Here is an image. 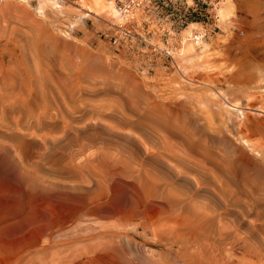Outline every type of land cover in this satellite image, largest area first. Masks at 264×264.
Listing matches in <instances>:
<instances>
[{"label":"rangeland","instance_id":"obj_1","mask_svg":"<svg viewBox=\"0 0 264 264\" xmlns=\"http://www.w3.org/2000/svg\"><path fill=\"white\" fill-rule=\"evenodd\" d=\"M117 2L2 0L0 264H183L156 192L186 168L264 217V0H221L215 30Z\"/></svg>","mask_w":264,"mask_h":264},{"label":"bare ground","instance_id":"obj_2","mask_svg":"<svg viewBox=\"0 0 264 264\" xmlns=\"http://www.w3.org/2000/svg\"><path fill=\"white\" fill-rule=\"evenodd\" d=\"M224 12L225 10L221 9V7L217 9L219 19L222 20L224 16ZM191 25L194 26V23L190 24L186 28H189ZM184 29L185 28L181 30V34L184 31ZM181 34L180 36H181V44H182L183 41ZM85 165L87 166V164ZM176 173H178L179 178L182 177L181 179L183 181L184 179L193 181L194 184L193 190H190L189 188L188 189L183 188V190L172 188V191L171 192L169 191L170 194H168L169 192L167 193L168 195H166L164 191L160 192L159 195L156 192V198L160 197L161 200L159 201H161V204L159 202L160 205L158 206V210L159 212H161L162 215H164L162 216V218L165 217L167 219V221H165L166 223L164 222L166 224V227L164 226V224H162V226L165 228V232L167 231L166 234L168 236L171 235L172 238L171 240L174 243H176V245H178L180 254L182 256V261H183L182 263L183 264H257L255 263V260L253 261L254 258L253 259L251 258L258 255L261 256V252H262V248L257 238V232L260 231L258 224L260 225L262 223V220L264 219L261 209L262 204L260 205L259 198H257L253 204L242 205L240 202H235V200L232 197H229L230 195L225 194V179L223 178L222 175L218 173H212L208 171L194 172L190 170V168H186L185 170H179V172ZM211 177H214V179L218 184L216 186H213L214 194L210 192V188H209L213 182ZM255 210H256V218L252 219L250 218V214ZM49 223L51 222L50 221L47 222L45 228H47ZM53 223L54 222H52V225ZM158 225L155 230L161 231L164 229V228L163 229L160 228L161 230L157 229ZM54 230L56 229H53V231ZM161 234H163V231ZM166 238L168 239V237ZM43 247L45 246L43 245L41 248ZM81 251L80 252L78 251L79 252L78 254H80ZM91 251L89 248L88 252ZM98 251H100V249ZM61 252L63 253V251ZM61 252L59 254H61ZM85 252L84 255L82 256L86 255ZM69 256L71 255L69 254ZM59 258H61V256ZM59 258L56 259H58V261H60L62 264L63 260H65L67 257H65V259H63L62 261ZM71 259L72 258H70L69 260ZM43 260L45 259H43L42 256V261ZM47 260L50 262V259ZM72 261H70L69 264H71ZM65 263L68 262L66 261Z\"/></svg>","mask_w":264,"mask_h":264},{"label":"built area","instance_id":"obj_3","mask_svg":"<svg viewBox=\"0 0 264 264\" xmlns=\"http://www.w3.org/2000/svg\"><path fill=\"white\" fill-rule=\"evenodd\" d=\"M62 0H58L61 2ZM221 0H118L116 10L122 18L129 17L136 11L154 12L159 9L167 10L168 16H174L172 24L182 26L187 24L189 20L194 23H201L203 26L214 25L215 30L219 19L217 5ZM2 0H0V5ZM212 20V21H211ZM215 20L216 22H213ZM206 33L198 30L192 35V40L195 44L202 42ZM116 42V40H114Z\"/></svg>","mask_w":264,"mask_h":264}]
</instances>
